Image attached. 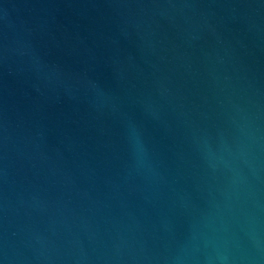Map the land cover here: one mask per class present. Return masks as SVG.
Instances as JSON below:
<instances>
[{
    "label": "water",
    "instance_id": "95a60500",
    "mask_svg": "<svg viewBox=\"0 0 264 264\" xmlns=\"http://www.w3.org/2000/svg\"><path fill=\"white\" fill-rule=\"evenodd\" d=\"M0 264H264V0H0Z\"/></svg>",
    "mask_w": 264,
    "mask_h": 264
}]
</instances>
